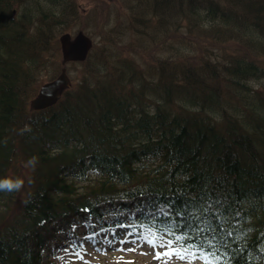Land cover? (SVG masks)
Wrapping results in <instances>:
<instances>
[{
	"label": "trees",
	"instance_id": "16d2710c",
	"mask_svg": "<svg viewBox=\"0 0 264 264\" xmlns=\"http://www.w3.org/2000/svg\"><path fill=\"white\" fill-rule=\"evenodd\" d=\"M63 1L0 0V179L20 178L10 175L16 165L26 172L19 191L0 192V264H48L56 223L72 234L84 222L125 224L120 213L137 207L145 212L129 223L147 232L158 221L195 226L189 210L200 209V235L217 237L213 264H264V0L140 1L126 24L135 34L169 39L182 20L183 30L213 35L179 39L164 50L175 59L156 60L150 73L105 44L79 63L81 81L57 105L29 112L44 54L59 53L51 23H61L53 16ZM199 44L240 48L219 49L227 56L216 69L185 59Z\"/></svg>",
	"mask_w": 264,
	"mask_h": 264
},
{
	"label": "rangeland",
	"instance_id": "374dc122",
	"mask_svg": "<svg viewBox=\"0 0 264 264\" xmlns=\"http://www.w3.org/2000/svg\"><path fill=\"white\" fill-rule=\"evenodd\" d=\"M62 5V9L57 11L53 16V18H56V20L61 23L56 26L51 23L52 39L57 42L63 34L69 33L71 36H75L77 31L82 29L94 42V49H92L93 53L100 52V49L104 47L105 44H111L114 47L112 54H110L111 57L114 59L120 58L121 56L132 58L142 66V70H148L147 73L151 72L153 67H150L151 65H155L156 60H160L161 58L163 61H173V59H175V53L171 54L164 50H175V43H181L178 42L179 39L194 43L195 41L193 40L197 37L209 35V31L203 26H192L189 29L183 30L185 24L188 26L190 23L182 20L176 23H181L180 26L182 27L178 28L176 33L172 31L173 27L171 28L172 32H167L169 39H163L161 41H158V39L150 40L139 34H135L129 31L126 26V24H130L131 20L133 21V15L139 14L138 7L134 4V0H64ZM20 6L21 5H17L15 7L19 8ZM26 7V9L29 10L32 8L30 3L26 5ZM147 8H152V5L146 7V9ZM177 8L178 7H175L176 10ZM22 9L23 8H21V10ZM144 15L148 17L149 12L146 11ZM134 25L140 30L144 29L140 24L134 23ZM212 35L213 33L209 36L212 37ZM168 43H170L171 49L167 48ZM240 45L241 44L238 46ZM239 48L240 47L237 46L219 45L218 47H213V50L205 53L203 45L199 44L196 50L192 49L191 52L188 51V53L184 55L186 56L185 59L195 63L202 60H207L210 63L213 62L217 69L221 59L227 56V54H224L226 50L219 49H227L228 51L237 50ZM44 56L42 68L37 73L40 84L55 78L59 74L60 68L63 66L60 64L59 54L56 55L54 60L50 57L49 52L45 53ZM111 64L114 63L111 62ZM66 71L72 83H76L79 80L81 81L85 72L84 68L78 63L67 64ZM222 72L226 74L225 70ZM251 85L254 87L258 86L256 83H251ZM25 173L24 166L16 165L14 169L11 170L10 174H17L21 179H24ZM61 224L62 223L55 224V232L57 235L61 232L59 231V228L62 226ZM84 229L85 228H82L77 232ZM118 229L120 230L118 227H116V229L106 228L103 231L97 232L96 234L98 236L96 241L98 242L95 245L90 240L87 241L85 239L86 236H89L85 232H82V234L86 235L81 237L65 235L61 237V243L52 244L49 250L44 251L43 261L49 260V264H164L165 260H167L166 257H162L160 260L154 258L157 250L162 252L164 249H153L147 244H142V246H140L139 242L138 244L120 243L119 241L121 238L118 239L114 237L117 235ZM132 231L141 232L138 230ZM73 239H75L78 244L83 241V248L76 249L70 247L68 252L63 251L65 247L70 245ZM129 239H133V237H129ZM109 240L112 241L111 245L108 243ZM129 248H134L135 250L129 251L127 250ZM75 251L80 252V257L75 255ZM167 264H185V262L173 256L171 260H167ZM194 264L203 263L202 260L197 259L194 261Z\"/></svg>",
	"mask_w": 264,
	"mask_h": 264
},
{
	"label": "snow or ice",
	"instance_id": "6c2138e0",
	"mask_svg": "<svg viewBox=\"0 0 264 264\" xmlns=\"http://www.w3.org/2000/svg\"><path fill=\"white\" fill-rule=\"evenodd\" d=\"M203 213H208L213 207L211 200L206 205H202ZM87 211V209H85ZM190 215L193 219L197 220L198 223L195 226H187L185 228H180L177 232V227H168L163 221H158L157 224H151L148 226V231L150 234H144L142 232L129 231L125 234V237L122 238L119 242L122 244H147L153 249H164V251H156L155 259L160 260L162 257H166L167 260H171L175 256L178 260L184 261L185 264H194V261L200 259L203 261V264H213L212 258L215 257L216 261H220V257L216 256L215 246L217 237L212 235L210 237H202L200 233L204 231L200 228L199 224L207 221V215L203 216V219L197 213L200 209H190ZM169 213H165V216H169ZM171 215H180V213H171ZM215 217V212H213ZM219 219V217H216ZM157 225H160L159 227ZM119 227H128V225H119ZM214 233V229H210ZM229 236L232 235L231 232L228 233ZM96 233H92L89 236H86V240H94ZM133 237V239H129ZM165 237H168L167 239ZM111 245L112 241H108ZM176 245L175 247L173 245ZM73 247L76 249L83 248V241L79 244L75 239L71 240L70 245L65 247L63 251L68 252L69 248ZM129 251H134V248L127 249ZM75 255L80 257V252L75 251ZM82 258V257H81ZM165 260L164 264H167ZM224 264H229L228 261H225ZM235 264V262H231Z\"/></svg>",
	"mask_w": 264,
	"mask_h": 264
},
{
	"label": "water",
	"instance_id": "95a60500",
	"mask_svg": "<svg viewBox=\"0 0 264 264\" xmlns=\"http://www.w3.org/2000/svg\"><path fill=\"white\" fill-rule=\"evenodd\" d=\"M59 41L62 65L70 61L85 60L91 47L90 40L81 32H78L72 41H69L68 34L62 35ZM68 87H70V80L66 76L65 68H62L54 80L48 81L38 88L36 95L29 102L30 109L43 110L54 106L59 100L61 92Z\"/></svg>",
	"mask_w": 264,
	"mask_h": 264
},
{
	"label": "clouds",
	"instance_id": "9594fccd",
	"mask_svg": "<svg viewBox=\"0 0 264 264\" xmlns=\"http://www.w3.org/2000/svg\"><path fill=\"white\" fill-rule=\"evenodd\" d=\"M37 163V158L32 157L31 159L28 160L27 164L35 169V165ZM24 181L19 178H13V177H6L0 179V192L6 191V192H14V191H19L23 187Z\"/></svg>",
	"mask_w": 264,
	"mask_h": 264
}]
</instances>
